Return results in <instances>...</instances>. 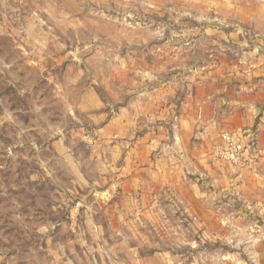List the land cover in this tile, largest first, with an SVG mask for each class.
Returning <instances> with one entry per match:
<instances>
[{
	"label": "rangeland",
	"instance_id": "374dc122",
	"mask_svg": "<svg viewBox=\"0 0 264 264\" xmlns=\"http://www.w3.org/2000/svg\"><path fill=\"white\" fill-rule=\"evenodd\" d=\"M263 7L264 0H0V264H165L154 256L158 247L190 264L193 254L177 247L194 224L177 217L180 194L163 187L153 203L121 199L116 184L127 172L100 128L132 99L147 115L168 100L176 113L202 68L219 65L220 51L241 50L226 38L264 30ZM233 198L236 210L245 208L240 194ZM213 241L194 253L200 264L264 262V250L257 256L225 236Z\"/></svg>",
	"mask_w": 264,
	"mask_h": 264
},
{
	"label": "crops",
	"instance_id": "0c3cea01",
	"mask_svg": "<svg viewBox=\"0 0 264 264\" xmlns=\"http://www.w3.org/2000/svg\"><path fill=\"white\" fill-rule=\"evenodd\" d=\"M226 39L229 45H241V50L233 46L218 50L219 65L202 68V80L187 91L177 114L169 100L147 115L132 99L100 128L99 139H111L114 155L123 160L118 170L127 172L116 184L121 185V199L133 204L140 197L153 203L151 198L156 199L163 187L180 194L184 211L177 217L194 224L184 226L181 237H192L177 247L193 254L190 264H200L194 253L205 251V244L218 236H225L232 248L241 244L249 252L256 249L257 256L264 250V30L245 40L233 35ZM143 115L147 119H140ZM143 123L148 126L139 133ZM225 132L243 141L247 166L218 157L215 146ZM235 193L245 208L236 210ZM201 225L207 227L196 228ZM171 250L158 247L154 256L165 264H186V256L173 260ZM256 264L264 262L259 258Z\"/></svg>",
	"mask_w": 264,
	"mask_h": 264
},
{
	"label": "built area",
	"instance_id": "2783aa9c",
	"mask_svg": "<svg viewBox=\"0 0 264 264\" xmlns=\"http://www.w3.org/2000/svg\"><path fill=\"white\" fill-rule=\"evenodd\" d=\"M217 155L222 160L237 166H247L245 160V145L236 134L225 132L222 134L221 141L215 146Z\"/></svg>",
	"mask_w": 264,
	"mask_h": 264
}]
</instances>
